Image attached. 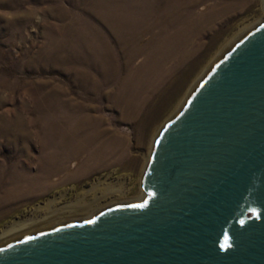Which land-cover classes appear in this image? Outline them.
I'll list each match as a JSON object with an SVG mask.
<instances>
[{"label":"water","instance_id":"95a60500","mask_svg":"<svg viewBox=\"0 0 264 264\" xmlns=\"http://www.w3.org/2000/svg\"><path fill=\"white\" fill-rule=\"evenodd\" d=\"M144 188L0 243V264H264V25L163 132Z\"/></svg>","mask_w":264,"mask_h":264},{"label":"rangeland","instance_id":"374dc122","mask_svg":"<svg viewBox=\"0 0 264 264\" xmlns=\"http://www.w3.org/2000/svg\"><path fill=\"white\" fill-rule=\"evenodd\" d=\"M77 1L0 0V176H8L10 170L20 166V169L26 166L32 175L39 173L45 151L40 131L64 113L107 118L104 128L111 134L126 138V151L129 153L126 152L123 158L116 156L107 165L77 177L71 175L70 170L71 163L79 159H71L69 169L59 175L62 177L58 181L60 184L54 182L47 191L19 197L6 204L8 207L0 206V234L16 223H26L35 217L41 219L51 212L47 205L56 199L64 198L59 208L75 204L81 199H78L80 193L90 191L101 183H124L127 199L139 197L142 191L139 175L155 133L161 129L164 132L172 125L221 61L248 35L264 25L263 1L239 0L242 2L234 10L221 12L216 9L231 0H199L186 13L187 16L193 15L190 24L173 25L167 32L169 38H161L159 28L144 34L140 43L130 47L133 49L131 53L142 50L135 62L142 63L151 55L169 53L166 68L181 64L164 83L154 85L155 77H149L145 81L147 91L139 113L136 117H126L125 105H115L121 83L107 80L117 76V73L125 79V70L121 71L120 66L115 64L108 72L104 68L97 69L93 67L89 53H79L76 48L62 46L64 25L73 19L85 24V21L89 22V5L83 2L76 5ZM109 39L115 44L112 37L109 36ZM145 43L149 44L144 47ZM112 48L115 57L121 59L118 50L114 46ZM199 65L200 70H196ZM138 66L132 68L135 70ZM203 71H209L208 75L197 83ZM18 129L23 133L35 132V137L29 140L28 136H24V139L18 140L15 136ZM16 141L19 147L13 148L11 145ZM24 141L28 144L27 151L23 149ZM56 150L52 146L49 152ZM155 150L149 168L154 163ZM88 156V153L83 154L81 160ZM2 184L0 197L5 194ZM105 184L96 192L89 193L84 198V205L98 198H102L96 203L100 205L99 210L113 204L112 196L103 197ZM145 193L147 199L152 196ZM40 208L43 210L38 214Z\"/></svg>","mask_w":264,"mask_h":264},{"label":"bare ground","instance_id":"6f19581e","mask_svg":"<svg viewBox=\"0 0 264 264\" xmlns=\"http://www.w3.org/2000/svg\"><path fill=\"white\" fill-rule=\"evenodd\" d=\"M197 1L199 0H78L76 5H79L81 2L89 5V22L85 21L87 22L85 24L80 20L73 19L71 20L72 22L64 25L62 32L65 36L62 38V46L76 48L79 53H89V59L92 65H94L93 67L97 69L104 68L108 72L111 65L115 64L118 67L120 66L121 71L125 70L127 73L125 79L117 73V76H112L113 78L108 77L107 80L121 83L120 92L115 98V105H125L126 117H134L141 108L142 103H144V95L147 91V83L145 81L149 77H155L156 82L154 85L164 83L181 63H177V66L171 69L166 68L165 65L170 56L169 53L161 54V56L157 54L151 55L146 57L142 63L135 62L136 56L142 50L138 49L131 53L130 50L133 49H130V47L140 43L142 36L150 33L155 28L160 29L159 36L161 38H169L167 32L173 25L190 24L193 15L187 16L186 13L187 11L189 13ZM260 1L264 3V0ZM241 2L239 0H231L230 3L217 8L216 11L226 12L234 10ZM205 9L206 7L203 8V10ZM108 35L112 37L115 44L109 39ZM148 44L145 43L144 47ZM62 46L61 48H63ZM112 46L118 50L121 59L115 57ZM134 65L139 66L134 70L132 68ZM212 66L214 64L211 65V68ZM197 69L200 70V65ZM204 71L201 73L202 75L200 74L201 76L199 75L200 79H198L197 83H200L199 81L208 75L209 71H206V73ZM74 115L64 113L61 115L63 117L56 118L55 122L52 119L40 131V139L45 147V151L39 165V167L41 166L39 173L32 175L26 166L24 169H20V166L19 168L10 170L8 176L6 174L0 176V183H3L2 187L5 190V194L0 197V206H4L19 197L29 196L28 194L47 191L55 184L54 182L61 180L62 177L59 175L62 174L61 172L69 169L71 159H79V161L75 160L71 163L72 170H70V174L77 177L81 176L84 172L94 171L100 166L107 165V162L116 156L123 158L126 155V152H128L126 151V148H128L127 139L116 133L111 134L107 128H104L107 118L105 119L102 116L93 118L84 113H79L77 116ZM161 130L155 131L154 137L149 142V153L144 158L145 162L142 164L143 166L139 175V181L142 183V191L139 197L127 199L128 192H126L127 190H123L126 187L124 183L115 185L112 183H101L98 186L94 185L95 187L90 191H85L83 194L80 193L78 199H81L75 204L70 203L65 207L59 208L58 205L64 198L56 199L47 205L48 208H51V212L41 219L35 217L26 223H16L8 229L5 228V230L1 231L0 243L45 226L95 214L99 211L98 208L100 207L96 203H99L98 201L102 198H98L95 202L86 205H84V198L89 193L99 190L104 184L106 187L104 188L105 195L103 197L112 196L115 201L114 203L144 202L147 199L144 179L149 170V163L154 156V150L157 149L159 138L163 134ZM15 136L18 140L24 139V136H28L30 140L31 137H35V132L34 134L32 132L23 133V130L18 129ZM28 139L25 140L30 142ZM26 141H24L25 145L23 147L25 151H27L28 147ZM18 145L19 143L16 141L11 146L18 148ZM52 146L57 149L54 153L49 152ZM85 153H88L89 156L87 159L84 157L85 160L82 161L81 158ZM77 167L79 169L77 172H74L73 169ZM5 172L6 170L3 171V173ZM53 176L56 177L52 181ZM41 208L38 209V214L43 210Z\"/></svg>","mask_w":264,"mask_h":264},{"label":"snow or ice","instance_id":"6c2138e0","mask_svg":"<svg viewBox=\"0 0 264 264\" xmlns=\"http://www.w3.org/2000/svg\"><path fill=\"white\" fill-rule=\"evenodd\" d=\"M141 207L143 206V205H140ZM226 239H227V237H226Z\"/></svg>","mask_w":264,"mask_h":264}]
</instances>
